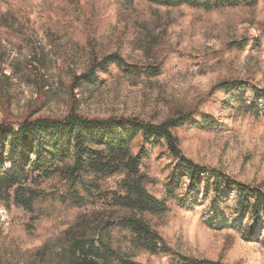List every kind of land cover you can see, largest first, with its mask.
Here are the masks:
<instances>
[{"label":"rangeland","instance_id":"374dc122","mask_svg":"<svg viewBox=\"0 0 264 264\" xmlns=\"http://www.w3.org/2000/svg\"><path fill=\"white\" fill-rule=\"evenodd\" d=\"M110 54L140 66L164 62L165 71L136 83L116 77L99 89L78 80ZM190 57L200 61L185 59ZM223 80L264 89V1L207 12L143 1L0 0V122L63 117L75 106L91 118L136 116L160 124L176 111L198 110L212 115L215 124L175 131L185 156L264 190V112L223 105L222 94L211 91ZM167 162L155 151L143 167L157 182L148 189L160 199ZM120 179L107 186L116 188ZM168 205L170 213L152 224L172 252L226 264H264L262 227L224 206L225 218L218 217L210 199ZM89 211L45 204L33 215L0 201V264L23 262ZM135 261L178 264L173 257L148 254Z\"/></svg>","mask_w":264,"mask_h":264},{"label":"trees","instance_id":"16d2710c","mask_svg":"<svg viewBox=\"0 0 264 264\" xmlns=\"http://www.w3.org/2000/svg\"><path fill=\"white\" fill-rule=\"evenodd\" d=\"M123 1L128 5L143 1L212 12L252 8L264 0ZM163 63L140 66L110 54L94 61L78 80L94 89L116 77L131 83L153 80L164 73ZM211 91L222 94L223 105L251 109L258 115L264 112V89L254 84L223 80ZM214 124L212 115L198 110H179L154 124L136 116L91 118L75 106L63 117L29 116L17 122H0V201L33 215L45 204L65 210H91L15 264H140L135 261L139 254L173 257L178 264H226L172 252L152 224V219L160 220L170 213L169 202L186 207L202 198L210 199L218 217L225 218L224 206L236 217L264 229L261 186L244 184L221 169L196 163L182 151L175 131L203 130ZM155 151L168 161L161 199L148 189L157 182L143 170L144 162ZM114 177L121 179L112 189L107 184Z\"/></svg>","mask_w":264,"mask_h":264}]
</instances>
